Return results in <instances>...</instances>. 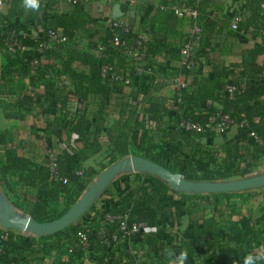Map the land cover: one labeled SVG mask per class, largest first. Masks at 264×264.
Listing matches in <instances>:
<instances>
[{"label": "crops", "instance_id": "crops-1", "mask_svg": "<svg viewBox=\"0 0 264 264\" xmlns=\"http://www.w3.org/2000/svg\"><path fill=\"white\" fill-rule=\"evenodd\" d=\"M176 2L198 4L206 15V31L196 66L193 71H184L188 85L195 81L189 92L193 93L203 86L204 95L218 97L214 104L222 108L226 103L223 97L229 94L225 89L227 84L240 87L250 83L254 87V94H259L258 97L264 100V0H83L76 5L64 0H55L51 4L47 2L50 16L58 24L57 31L64 35L66 31L73 33L69 45L75 44L78 49L94 56L100 55V44L112 36L114 21L130 23L135 34H143L149 39L148 65L133 81L126 78L127 82L107 88L103 99L108 106L104 112L99 111L102 98L93 96L88 108L92 133L89 144L66 128L53 124L56 115L54 101L37 104L34 108L36 112L24 121L7 120L5 109L0 107V129L11 131L14 140L10 146L28 159L30 166L27 181L19 176H9L2 162L5 159L4 148L0 147V200L9 199L23 215L32 216L16 204L28 205L39 191L46 190L38 183V172L36 176L34 172L41 166H47L49 149L59 153L60 170L65 178L70 177V166L80 163L93 177L92 182L114 163H109L115 157L112 138L122 130L120 118L128 107H135L138 119L142 123L148 121L149 127L154 130L169 133L179 129L177 118L181 114L180 106L186 101V98H177L181 90L178 82L182 71L180 56L185 35L191 30V21L174 14L170 7ZM20 7L26 10L25 14L31 10L25 8L24 0H21ZM10 10L9 0H0V14L6 15ZM15 19L19 21L18 17ZM115 64L122 66L120 60H116ZM78 67L87 69L82 62L78 63ZM139 76L147 81L145 90L138 88ZM31 90L40 94L49 91L44 86ZM208 102L201 101L200 107L195 110L203 111L205 104H210ZM213 133L212 136L198 139L197 144L202 149L216 151L218 158L226 157L227 147L235 143L246 155L260 151L256 145L242 141L236 127L223 133ZM70 158L71 164L68 161ZM263 164L264 156L248 176H252ZM98 169L100 172L94 175ZM136 174H121L112 181L96 200L94 208L91 207L80 218L78 225L87 229L100 226L103 211L110 208L108 205L120 204L137 187ZM142 178L148 180L145 175ZM180 197V194H172L165 203L155 202L149 208L131 210V219L139 224L131 241L104 247L92 239L78 250L69 244V253L74 255L72 262L68 254L62 258L52 254L30 256L25 264H248L254 253L264 247V190L257 188L233 192L220 200L209 198L200 201L191 213L177 208ZM204 217L214 218L216 227L224 231V240L222 234L218 239L224 250L212 247L197 263L185 256L181 244L195 234L193 221L197 220V228H200ZM234 222L252 223L261 229L262 244L249 250L233 247L229 230ZM131 247L140 249L142 255L137 257L132 254ZM260 261L264 262V255L255 263Z\"/></svg>", "mask_w": 264, "mask_h": 264}, {"label": "trees", "instance_id": "trees-1", "mask_svg": "<svg viewBox=\"0 0 264 264\" xmlns=\"http://www.w3.org/2000/svg\"><path fill=\"white\" fill-rule=\"evenodd\" d=\"M53 1L55 0H38V7L25 14L26 10L20 7L21 0H9L10 12L6 15L0 14V107L5 109L7 120L24 121L36 112L34 108L37 104L54 101L56 115L53 124L66 128L85 144H89L92 133L88 108L93 96L102 98L99 111L104 112L108 106L107 101L103 99L107 94V88L111 85H121L126 78L133 81L140 74H137L135 68L130 65L128 57L110 43V39L100 44V47L104 46L105 49L100 51V55L94 56L78 49L75 44L69 45L71 42L69 39L73 34L70 31L65 33L66 42L53 43L50 48L43 51L41 61L33 65L31 61L38 56L39 45L49 40L48 32L58 29V24L48 10L47 2L51 4ZM193 5L199 8L198 23L204 35L206 15L200 5L195 3ZM16 17L19 21H16ZM188 37L189 33L185 35L183 44ZM148 56L149 48L144 66L148 65ZM116 60L121 61V67L116 66ZM181 60L182 56H180V66ZM79 62L85 63L87 69H80ZM104 66L110 68L106 73L103 72ZM64 77L70 84L59 86L58 81ZM146 82L139 76V90H145ZM194 82L193 80L189 84L190 87L187 85L181 88L179 97L177 96L181 99L186 98L180 106L181 114L178 115L177 126L183 118L206 122L210 115L223 110L230 113L239 124L234 127L237 128L241 140L256 145L260 151L246 155L240 145L235 143L227 147L226 157L218 158L216 151L202 149L197 144V140L201 137L212 136L213 132L217 131L208 129L197 132L178 126L177 131L163 133L160 129L154 130L149 127L148 121L142 123L137 117V109L128 107L123 110L120 118L122 130L112 138L115 157H112L109 163L128 155L142 156L163 165L172 172L181 173L192 181H223L244 178L251 174L264 156V100L258 97L259 94H254V87L249 83L237 86L232 96L228 94L227 97H223L226 103L221 108L214 104L218 97L204 95L203 86L190 93L189 90ZM42 86L49 89L48 93L40 94L31 90L33 87ZM203 100H208L210 104H205L203 111L195 110L196 107H200V102ZM243 121H247L248 126H241L240 123ZM250 132H254L255 135H250ZM13 140L11 131L0 129V147H3L5 152L3 165L9 176H19L27 181L30 177L27 174L30 170L29 160L20 156L15 148L10 146ZM68 161L71 164V158ZM79 170H83L82 173H78ZM37 172V178L40 177L38 183L46 187V190L39 191L37 196L31 198L28 205L18 203L16 205L41 222L62 216L78 200L93 178L80 163L70 166V177L66 183L53 175L49 164L39 167L38 171L34 172L35 176ZM99 172L98 169L93 174L97 175ZM143 175L148 180H143ZM136 178L137 187L120 204L110 203L109 210L125 212L149 208L155 202H167L172 194H180L177 208L186 209L191 213L192 208L200 201L209 198L220 200L221 197L233 193L177 192L158 176L137 173ZM106 211L107 209L103 211L102 218ZM193 223L195 234L181 244L185 256L198 263L212 247L219 251L224 250L223 244L218 241L221 234L224 240V231L221 232L216 227L214 218L204 217L200 228H197V220ZM99 227L87 229L73 224L54 235L38 237L25 236L0 226V237L6 231L10 232L5 240L0 239V264H25L30 256L52 254L57 258L68 254L72 262L74 255L69 253V244L75 250L82 247V245L79 247V232L88 235V243L96 239L100 246H104L94 233ZM229 231L233 237L232 245L237 250L242 248L249 250L263 242L262 230L252 223L234 222ZM209 256L215 259L213 255ZM261 262L255 264H264Z\"/></svg>", "mask_w": 264, "mask_h": 264}, {"label": "built area", "instance_id": "built-area-1", "mask_svg": "<svg viewBox=\"0 0 264 264\" xmlns=\"http://www.w3.org/2000/svg\"><path fill=\"white\" fill-rule=\"evenodd\" d=\"M71 4H78L83 0H65ZM171 10L174 14L182 19H188L191 21V30L189 37L181 48V75L178 79L180 88H184L188 85V80L184 78V71H193L196 63L199 48L202 42V28L198 23L199 8L196 5L187 2H176L171 4ZM113 35L110 38V43L120 51H122L130 60V65L135 68L137 74L143 73L146 69L143 65L146 58L149 39L143 34H135L133 27L130 23L116 20L112 23ZM48 41L42 42L37 51L38 56L34 58L31 63L33 65L39 63L42 53L45 49L52 46L53 43L60 41L66 42L67 37L56 30H50L48 32ZM105 47L101 46L100 51H104ZM110 69L107 66L103 67V72L106 73ZM127 82V79L124 80ZM70 82L67 78H62L58 81L59 86L69 85ZM225 89L229 95H233L237 90L236 84H227ZM239 125L232 115L223 110H219L216 113L210 115L206 122L195 121L190 118H183L179 121V127L186 130H193L197 132L206 131L208 129L215 130L219 133L226 132L228 129ZM241 126H248L247 121L240 123ZM250 135H255L254 132H250ZM48 164L51 172L57 178L66 183L67 178L63 177L60 170V155L57 151L49 149L47 152ZM139 229V224L136 221H132L130 217V211L125 212H113L107 209L102 224L94 231L95 235L100 239V243L104 246H110L118 244L121 241H131ZM13 231V230H10ZM9 231H6L1 237V240H5L9 236ZM80 243L84 247L88 244L89 237L85 232H79ZM130 252L137 257L142 255V251L138 248H130ZM264 255V247L260 252L254 253L255 260H259Z\"/></svg>", "mask_w": 264, "mask_h": 264}, {"label": "water", "instance_id": "water-1", "mask_svg": "<svg viewBox=\"0 0 264 264\" xmlns=\"http://www.w3.org/2000/svg\"><path fill=\"white\" fill-rule=\"evenodd\" d=\"M146 173L160 177L174 191L185 193H229L252 190L264 186V174L223 181H192L142 156L124 157L105 168L94 179L78 200L59 218L41 222L23 215L9 199L0 200V224L4 229L44 237L59 233L75 224L96 202L109 184L119 175Z\"/></svg>", "mask_w": 264, "mask_h": 264}, {"label": "clouds", "instance_id": "clouds-1", "mask_svg": "<svg viewBox=\"0 0 264 264\" xmlns=\"http://www.w3.org/2000/svg\"><path fill=\"white\" fill-rule=\"evenodd\" d=\"M24 6L26 9L35 10L38 7V0H24ZM171 255V253H169ZM248 264H255V257H251Z\"/></svg>", "mask_w": 264, "mask_h": 264}, {"label": "rangeland", "instance_id": "rangeland-1", "mask_svg": "<svg viewBox=\"0 0 264 264\" xmlns=\"http://www.w3.org/2000/svg\"><path fill=\"white\" fill-rule=\"evenodd\" d=\"M260 174H264V164L260 167V168H258L256 171H255V173L254 174H252V176L253 175H260ZM260 190L262 189V190H264V186L263 187H261V188H259ZM253 196H257V198H259L258 197V195H253ZM257 198H256V200H257ZM260 201V200H259ZM256 202H258V201H256ZM257 204V203H256ZM81 220L79 219L74 225H78V223L80 222Z\"/></svg>", "mask_w": 264, "mask_h": 264}]
</instances>
